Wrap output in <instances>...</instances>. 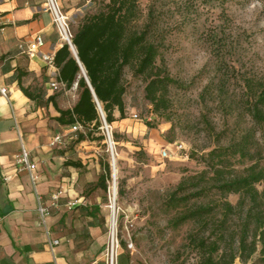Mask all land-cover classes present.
Returning a JSON list of instances; mask_svg holds the SVG:
<instances>
[{"label": "rangeland", "instance_id": "obj_1", "mask_svg": "<svg viewBox=\"0 0 264 264\" xmlns=\"http://www.w3.org/2000/svg\"><path fill=\"white\" fill-rule=\"evenodd\" d=\"M137 1L133 27L148 31L157 56L144 74L135 73L134 61L124 67L125 118L110 124L114 169L102 118L85 141L73 143L76 132L68 133L54 150L84 165L75 190L85 197L97 193L93 221L105 241L104 204L114 179L121 211L119 264H205L209 257L213 264L232 258L231 264H264V109L255 113L251 97L264 85V0ZM67 2V10L74 7L75 31L108 0ZM217 35L225 41L219 55ZM153 78L165 81L156 92L157 108L145 91ZM60 98L63 107L74 99ZM104 163L110 173L105 190L94 188ZM242 177L250 183L238 192L219 189ZM63 192H53L59 199L50 213L61 205L72 214L78 209L80 217L89 212L82 209L83 199L64 200ZM85 234L82 229L76 237ZM103 250L100 245L95 253ZM97 264H103L100 258Z\"/></svg>", "mask_w": 264, "mask_h": 264}, {"label": "crops", "instance_id": "obj_2", "mask_svg": "<svg viewBox=\"0 0 264 264\" xmlns=\"http://www.w3.org/2000/svg\"><path fill=\"white\" fill-rule=\"evenodd\" d=\"M67 1L62 0L60 4L70 15L74 7L67 10V6L72 5ZM43 2L0 0V88L7 89L6 97L0 94V264H97L99 258L103 262V251L98 255L95 249L105 243L99 223L94 222L96 219L90 214L99 206L95 198L97 193L88 197L77 195L75 183L80 182L82 175L63 165L67 152L54 150L56 146L50 144L55 135L68 134V129L55 120L58 112L51 104L36 106L22 94L11 77L16 66H23L32 73L27 84L43 85L47 95L53 91L49 88V81L54 78L53 68L38 55L28 57L16 47L19 41L29 40L36 34L43 38L44 45L40 50L44 53L55 55L64 44L50 15L39 11ZM72 30L73 33L76 31L73 26ZM59 97H74L65 107L61 98L57 101L60 108H72L79 91L71 88ZM11 120L13 125L7 126ZM10 143L15 144L13 149L7 147ZM21 146L29 151L30 160L35 165V185L28 172L19 170L16 164L15 157ZM60 187L64 189V200L77 195L79 200L85 201L82 209L89 211L82 216L85 220L80 217L78 209L77 214H72L61 205L45 218L44 223L40 221L36 197L40 196L49 204L51 193ZM93 204L94 207H90ZM82 229L86 232L85 237H76ZM83 238L88 241L84 242ZM53 239L58 241L55 246L50 245Z\"/></svg>", "mask_w": 264, "mask_h": 264}, {"label": "trees", "instance_id": "obj_3", "mask_svg": "<svg viewBox=\"0 0 264 264\" xmlns=\"http://www.w3.org/2000/svg\"><path fill=\"white\" fill-rule=\"evenodd\" d=\"M217 1L222 4L227 0ZM138 14L137 0H108L103 10L85 16L77 26L72 39L77 57L66 44H63L54 55L53 63L57 70V79L63 83V86H59L49 95L46 94L43 85L26 83L32 73L25 67H15L11 77L26 98L36 106L44 107L51 104L58 112L55 120L60 125L68 129L76 123L81 126L76 131L73 143L85 141L87 132L100 126V111L108 124L125 118L123 71L126 65L134 61L136 74H144L153 66L157 48L149 41L148 31L140 32L133 27ZM215 41L217 47L214 52L219 55L225 41L218 35ZM75 81L79 88L77 102L72 108H60L57 105L59 96L71 89ZM164 82L163 78H153L145 88L146 97L155 108L158 107L159 97L156 92H161ZM251 97H254L255 113L261 112L264 109V85ZM63 165L74 168L78 173L85 168L78 159H66ZM102 168L103 172L98 176L94 188L105 190V181L110 174L108 163H104ZM258 179L259 177H255L253 180ZM249 183V178L242 177L223 183L219 189L223 192H238ZM98 210L99 206H96L90 214L94 215ZM104 218L106 224V215ZM232 262L233 258L228 264ZM213 263L211 257L205 262V264Z\"/></svg>", "mask_w": 264, "mask_h": 264}, {"label": "built area", "instance_id": "obj_4", "mask_svg": "<svg viewBox=\"0 0 264 264\" xmlns=\"http://www.w3.org/2000/svg\"><path fill=\"white\" fill-rule=\"evenodd\" d=\"M39 11L48 13L51 17V21L56 28V31L59 35V38L66 44L71 51H73V43L72 39L74 36L72 30L73 19L71 15H69L60 4L59 0H44V2L40 5ZM0 11V16H1ZM44 45L43 38L40 34H36L32 36L29 40H21L18 42L17 49L20 53L27 55L28 57H33L38 55L41 60L46 63L49 67L53 68L54 78L49 81V88L51 90H56L59 86H63V83L58 81L57 79V71L54 66V55L51 53H44L40 49ZM73 89L77 88V82L75 81L72 84ZM0 94L4 97L7 96V89L5 87L0 88ZM101 113V118L103 124L101 126V130L103 131L104 142L108 146V152L111 156V166L114 169L115 166V158H114V141L112 134V126L108 124ZM133 118L137 119L138 115L133 114ZM81 126L79 124H73L69 129L68 133H75ZM62 135L57 134L51 140V145L58 146L62 143L63 140ZM166 155V152H163V156ZM16 164L18 165L19 170H26L29 174L31 183L35 185L37 176L34 174V164L30 160V153L24 147L21 146L20 150L15 158ZM113 179V178H112ZM59 199L58 193H53L50 195L49 204L44 203L41 200L40 196L36 197L37 206L36 212L40 218V221L44 223L45 218L50 214V208L57 205ZM117 190L114 179L112 180V185L109 186L106 196V202L104 207L106 209V241L104 244L103 250V263L104 264H119V250L121 249L120 242V216L121 211L117 201ZM126 245L128 249H131L133 244L131 242V237L129 232L127 231V236L125 238ZM58 244L56 239L50 241L51 246H55Z\"/></svg>", "mask_w": 264, "mask_h": 264}, {"label": "water", "instance_id": "obj_5", "mask_svg": "<svg viewBox=\"0 0 264 264\" xmlns=\"http://www.w3.org/2000/svg\"><path fill=\"white\" fill-rule=\"evenodd\" d=\"M74 49H75V48H74ZM73 53H74V55L77 57L76 50H75V52L73 51ZM82 72H83V70H82ZM83 75H84L86 81L88 82V80H87V78H86V75H85V72H83Z\"/></svg>", "mask_w": 264, "mask_h": 264}, {"label": "bare ground", "instance_id": "obj_6", "mask_svg": "<svg viewBox=\"0 0 264 264\" xmlns=\"http://www.w3.org/2000/svg\"><path fill=\"white\" fill-rule=\"evenodd\" d=\"M73 51L75 52V49H74V47H73ZM82 70H83V72H84V69L82 68Z\"/></svg>", "mask_w": 264, "mask_h": 264}]
</instances>
